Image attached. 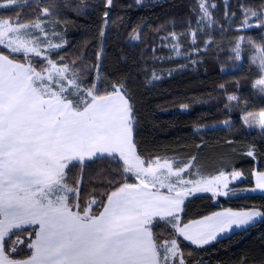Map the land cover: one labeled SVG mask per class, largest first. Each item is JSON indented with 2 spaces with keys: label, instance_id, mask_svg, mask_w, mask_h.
Wrapping results in <instances>:
<instances>
[{
  "label": "trees",
  "instance_id": "trees-1",
  "mask_svg": "<svg viewBox=\"0 0 264 264\" xmlns=\"http://www.w3.org/2000/svg\"><path fill=\"white\" fill-rule=\"evenodd\" d=\"M207 2L214 5V23L203 28L196 24L201 15L199 0H113L111 6L106 0H17L0 9V19L19 18L28 24L43 21L45 31L63 45L50 50V58L69 64L76 60L85 69V87L97 84L103 93L113 84H123L135 111L133 140L142 159L160 157L174 161L176 168L191 162L184 174L191 180L239 171L243 179L234 189L251 188L255 173L264 171V130L248 126L243 118L264 111V92L254 86L262 70L253 63L257 50L264 48V27L244 30L241 22L244 8L262 14L264 0ZM3 3L6 0H0ZM45 7L48 16L42 14ZM171 33L180 37L183 57L179 59L167 47ZM238 43L239 58L234 51ZM0 52L8 54L1 46ZM13 56L23 61L22 54ZM153 73L159 78L154 79ZM116 171L117 161L93 158L73 167L66 179L72 186L80 181L83 202L94 198L99 203L113 190L109 182ZM125 175V182L137 183L130 173ZM92 207L94 213L102 210ZM182 209V223L222 210L262 213L254 225L203 247L175 236L185 264H264V195L217 201L208 194L197 195L186 199ZM25 229L19 231L12 259L31 254L28 243L34 226ZM160 230L164 239L173 238L169 230Z\"/></svg>",
  "mask_w": 264,
  "mask_h": 264
},
{
  "label": "snow or ice",
  "instance_id": "snow-or-ice-1",
  "mask_svg": "<svg viewBox=\"0 0 264 264\" xmlns=\"http://www.w3.org/2000/svg\"><path fill=\"white\" fill-rule=\"evenodd\" d=\"M16 2L6 0L0 7ZM106 3L111 6L113 0ZM209 7L214 5L199 0L198 26L214 23ZM42 14L50 15L49 8L45 7ZM242 14L241 28L251 27L249 17H258V26L264 27V15L248 8L242 9ZM42 23L0 19V46L8 50V54L0 52V264H185L175 236L203 247L227 229L247 225L262 215L257 210L239 214L229 210L203 221L182 223L179 213L185 198L196 191H212L211 187L183 179L181 173L191 167V162L174 171L167 159L161 163L160 157L145 160L137 155L135 111L124 85L113 84L103 93L97 84L85 87V69L76 60L71 64L55 61L49 52L41 50L42 43L48 49L63 47L47 41ZM32 29L44 33L45 40L25 39L32 36ZM170 37L173 50L179 53L180 37L175 33ZM234 51L239 58V43ZM257 51L264 71V48ZM18 53L23 54L22 62L13 56ZM94 67L98 69L99 64ZM153 78L159 77L153 73ZM257 84H264V80ZM260 91L264 92V87ZM258 118L264 128V111ZM252 154L250 150L248 155ZM86 157L117 161V171L109 182L113 190L99 203L94 198L83 202L80 181L72 186L66 179ZM162 169H166V179L174 176L176 180H161ZM127 173H133L139 183L125 182ZM240 175L233 172L231 178ZM223 176L221 172L213 179L219 181ZM258 176L256 187L264 191V173ZM157 184L175 194L152 191ZM223 187L227 188V183ZM93 205L102 210L94 213ZM24 226H34L28 243L31 254L12 259ZM161 228L169 230L173 238L164 239ZM12 235L17 236L16 241L11 240Z\"/></svg>",
  "mask_w": 264,
  "mask_h": 264
},
{
  "label": "rangeland",
  "instance_id": "rangeland-1",
  "mask_svg": "<svg viewBox=\"0 0 264 264\" xmlns=\"http://www.w3.org/2000/svg\"><path fill=\"white\" fill-rule=\"evenodd\" d=\"M4 4H6V3L0 4V5H4ZM12 5H14V4H12ZM210 5H212V4H210ZM9 6H11V5H6V6H3V7H0V9L5 8V7H9ZM213 8L214 7H209V13H210V15H211V11H212ZM261 15H264V12ZM255 20H260V19L258 17H251L249 19V24L251 25V27H244L243 29L245 30V29H250V28L258 27V25L260 23L256 22ZM199 26L201 28H203V27H207L209 25L207 23H204V24L199 25ZM41 27L44 29V32H46L43 24H41ZM31 32H32V36L31 37H24V38L25 39H31V38L39 37L41 41H44L45 40L44 33H42L39 29H32ZM46 33H47V41H50L52 44H61V43H58V42L54 41L53 36L50 33H48V32H46ZM193 39H194V37L192 35V41H193ZM173 43H174V41L172 40V42L167 45V47L170 49V51L173 54V58L179 59V58L183 57V55L181 53L180 45H179L180 51H179V53H177V51H174L173 50ZM40 47H41V50L42 51L49 52L50 50H53V49H48L46 47V43H42L40 45ZM18 54H22V53H18ZM256 57H257L256 63L259 65V53H258V55ZM157 77H159V76H157ZM261 80H264V71H262V77L255 82V85L254 86L257 87V88L264 87V84H261V85H258L257 84V82L258 81H261ZM252 117H254V116H252ZM252 117L247 118V123L246 124L248 126L249 125L250 126L252 125V126L255 127V122L253 121V118ZM163 161H164V159L161 160V163H163ZM168 161L170 163H172L173 170L175 171L176 170V167L174 165V161H171V160H168ZM145 166H147V165H145ZM185 172H182L181 173V176L183 177V179L184 180H191L190 178H188V177H186L184 175ZM233 172H239V171H233ZM233 172L224 173V176L219 181H215L213 178L219 177L220 175L213 176V177H207V178L197 177L196 179H192L193 181H198L199 182V185L201 187H204V186L211 187L212 191H207V192H205V191H196V192L188 195L185 198V200L186 199H189V198H192L194 196L203 195V194L211 195L215 201H217L219 198H226V199H228V198H235V197L243 196V195H247V194L264 195V191H262V190H260V189H258L256 187L257 186V182L259 180L258 173H255L254 186L253 187H251V188H245V189H239L238 190V189H234L233 186L236 185L237 183L241 182L242 179H243V176L241 174L238 178H236V179L233 180L231 178ZM164 173H166V169H162L161 170L160 178H161V180H164L165 183H168L170 181H175L176 180V177H174V176L171 177L170 180L169 179H166ZM261 173H264V171L261 172ZM130 174L135 177V175L133 173H130ZM135 179H136V177H135ZM137 183H139V182L137 181ZM224 183H227V185H228L227 188H224L223 187V184ZM188 187L191 188L192 185L189 184ZM253 189H255V191H253ZM152 191L158 192L159 194H163V195H168V194L174 195L175 194L174 192L173 193H169L168 192V189L166 187H160L159 184H157V187L154 188V189H152ZM217 192H228V195L214 194V193H217ZM253 210H256V209L244 210V211H234V210H230V212L231 213H238L239 214V213L249 212V211H253ZM257 211H259V210H257ZM228 212H229V210H222V211H219V212H216V213H228ZM212 216H213V214L212 215H209L207 217H212ZM261 219H262V215L261 216H258V217H255L254 220L251 221L247 225H244V226H241V227H235V226H233L232 228L227 229L226 231L218 234L217 239L215 241H217L219 239H222V238H225V237H228V236H230L234 232L244 230V229L248 228L249 226L254 225L255 223L259 222ZM199 221H203V218L202 219H199ZM189 223H191V222H189ZM179 237L183 239V237H181V236H179ZM186 242H188V241H186ZM212 242H214V241H212ZM212 242H210V243H212ZM188 243L191 244L190 242H188Z\"/></svg>",
  "mask_w": 264,
  "mask_h": 264
},
{
  "label": "crops",
  "instance_id": "crops-1",
  "mask_svg": "<svg viewBox=\"0 0 264 264\" xmlns=\"http://www.w3.org/2000/svg\"><path fill=\"white\" fill-rule=\"evenodd\" d=\"M250 117H252V116H249V115H248V116H244V118H243L244 122H245V119H246V118H250ZM254 117H257V119H253V121L255 122V126H256V127H259V128H261V129L264 130V128H262L261 125H260V123H259V118H258V117H259V114L255 115ZM245 123H246V122H245ZM249 126H250V125H249ZM250 127H252V125H251ZM94 158H95V157H94ZM92 159H93V158H92ZM85 160H89V159L86 157ZM85 160H84V161H85ZM168 195H172V194H168ZM28 227H31V226H24V228H28ZM14 230H15V229H14Z\"/></svg>",
  "mask_w": 264,
  "mask_h": 264
}]
</instances>
